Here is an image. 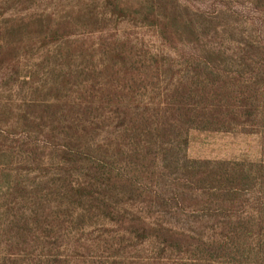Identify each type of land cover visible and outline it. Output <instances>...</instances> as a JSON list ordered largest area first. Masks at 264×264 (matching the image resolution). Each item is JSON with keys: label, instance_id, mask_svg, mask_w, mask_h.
<instances>
[{"label": "rangeland", "instance_id": "374dc122", "mask_svg": "<svg viewBox=\"0 0 264 264\" xmlns=\"http://www.w3.org/2000/svg\"><path fill=\"white\" fill-rule=\"evenodd\" d=\"M0 264H264V0H0Z\"/></svg>", "mask_w": 264, "mask_h": 264}]
</instances>
